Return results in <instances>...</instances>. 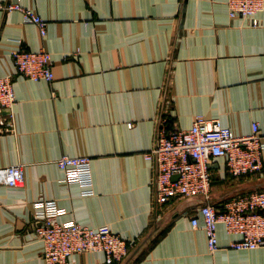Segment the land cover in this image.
<instances>
[{
    "label": "crops",
    "instance_id": "0c3cea01",
    "mask_svg": "<svg viewBox=\"0 0 264 264\" xmlns=\"http://www.w3.org/2000/svg\"><path fill=\"white\" fill-rule=\"evenodd\" d=\"M12 3L44 19L45 37L21 12L6 10ZM0 6V77H13L17 97L4 113L9 131L0 134V169L25 171L20 187L0 183V264H45L32 230L40 200L56 203L60 222L109 227L131 243L130 252L159 225L129 264H264V247L230 249L239 237L223 225L220 249L210 253L199 200L157 205L156 164L146 158L162 119L169 129H189L202 115L235 135L250 134L258 123L264 136V10L254 26L231 18L227 0H0ZM42 48L52 56L51 83L18 74L13 62L17 50ZM64 155L91 159L89 185L64 182L57 165ZM211 173L219 208L264 184V169L235 179L222 158L212 160ZM70 264L106 260L88 252Z\"/></svg>",
    "mask_w": 264,
    "mask_h": 264
},
{
    "label": "built area",
    "instance_id": "2783aa9c",
    "mask_svg": "<svg viewBox=\"0 0 264 264\" xmlns=\"http://www.w3.org/2000/svg\"><path fill=\"white\" fill-rule=\"evenodd\" d=\"M231 18L243 17L252 25H260L257 15L264 10V0H227ZM3 7V6H0ZM8 11H19L26 21L34 23L43 37L46 22L33 10L21 4H7ZM16 72L33 80L53 82L52 56L45 49L17 50L12 54ZM17 101L13 77H0V134L7 133L4 112ZM264 136L258 123L252 125L248 135H235L219 119L195 117L189 129H169L167 119L159 124L157 143L146 154L156 164L154 178L157 205H165L179 198L203 195L207 204L198 208L207 235L208 249H220L218 228L223 225L238 240L229 244L233 250H254L264 247V188L241 193L229 199L222 208L209 203L212 193L211 163L222 158L228 173L235 179L263 173ZM57 165L65 173L64 182L89 185L91 159L64 155ZM25 180L22 165L0 169V183L20 187ZM32 230L44 245L45 264H70V258L88 252H101L106 264H121L131 250V243L109 227L92 228L76 221L60 222L62 211L56 203L40 200L36 204ZM193 227L199 226V217L192 218Z\"/></svg>",
    "mask_w": 264,
    "mask_h": 264
},
{
    "label": "water",
    "instance_id": "95a60500",
    "mask_svg": "<svg viewBox=\"0 0 264 264\" xmlns=\"http://www.w3.org/2000/svg\"><path fill=\"white\" fill-rule=\"evenodd\" d=\"M7 110H5L4 113H6ZM264 188V184L261 186V187H257L256 189L259 190V189H263ZM189 200H199L198 203L199 205H203V204H207V198L203 195H199V196H195V197H190ZM209 203L214 205V202H213V199H212V193L210 194L209 196ZM159 231V225H157L150 233L149 235H147L140 243L139 245L133 250L131 251L128 256L124 259L125 262L122 263L123 264H129L130 262H132L136 256H138L145 248L146 246L148 245V243L151 241V239L158 233ZM121 263V264H122Z\"/></svg>",
    "mask_w": 264,
    "mask_h": 264
}]
</instances>
